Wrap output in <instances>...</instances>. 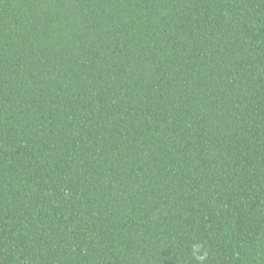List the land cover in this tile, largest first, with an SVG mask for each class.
Returning <instances> with one entry per match:
<instances>
[{
  "label": "trees",
  "instance_id": "16d2710c",
  "mask_svg": "<svg viewBox=\"0 0 264 264\" xmlns=\"http://www.w3.org/2000/svg\"><path fill=\"white\" fill-rule=\"evenodd\" d=\"M0 264H264V0H0Z\"/></svg>",
  "mask_w": 264,
  "mask_h": 264
},
{
  "label": "clouds",
  "instance_id": "9594fccd",
  "mask_svg": "<svg viewBox=\"0 0 264 264\" xmlns=\"http://www.w3.org/2000/svg\"><path fill=\"white\" fill-rule=\"evenodd\" d=\"M193 249H194V252L200 251V246L199 245H194ZM204 258L205 257L203 255L197 257L198 260H203Z\"/></svg>",
  "mask_w": 264,
  "mask_h": 264
}]
</instances>
